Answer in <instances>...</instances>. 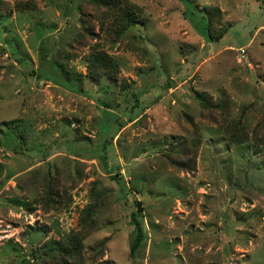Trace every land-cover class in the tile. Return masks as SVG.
Wrapping results in <instances>:
<instances>
[{
	"label": "rangeland",
	"instance_id": "374dc122",
	"mask_svg": "<svg viewBox=\"0 0 264 264\" xmlns=\"http://www.w3.org/2000/svg\"><path fill=\"white\" fill-rule=\"evenodd\" d=\"M104 2L0 0V264H264V0Z\"/></svg>",
	"mask_w": 264,
	"mask_h": 264
},
{
	"label": "trees",
	"instance_id": "16d2710c",
	"mask_svg": "<svg viewBox=\"0 0 264 264\" xmlns=\"http://www.w3.org/2000/svg\"><path fill=\"white\" fill-rule=\"evenodd\" d=\"M110 1L111 0H105L104 3L105 4H109V3H111ZM133 14H134V11L132 9H127L125 11L126 18L124 20V25L121 28L122 31L125 30L130 25L135 23V18L136 17ZM205 22L206 23H205V25L203 27V30H204L203 32L204 33L207 32L208 38H209L210 37L209 33H210L211 30H210V27L208 25V21L205 20ZM102 55H104V56H102ZM105 56L106 55L102 54L101 52H96V54L93 56L94 59L92 61V64L96 65L97 63L99 64L101 62H104ZM107 59H108V57H107ZM108 61H110V59H108ZM197 96H198V99L201 101V103H202L204 108L213 107V103H212L211 99L208 97L207 93L199 92L197 94ZM224 103L225 102L220 100V104L218 102V105L220 107H222ZM230 127H231L230 124H228V126L226 125V127L223 126L225 131L228 132V133L230 131V130H228V129H230ZM237 130H235V131L233 130V132L231 131L230 136H229V140H231V141H241L242 139L243 140L245 139L247 134L244 131L241 132V133H238ZM237 134H239V136ZM137 208H138V210L134 211L132 213V215H131V222L134 225V237H133V240H132V243H131V246H130V254H131L132 257L136 256V253H137L138 249L142 245L143 241L147 238V231H146L145 226L143 224V216H142V213H141L143 208H142V205H141L140 201H137ZM81 244H82L81 239L79 237L76 238L74 244L71 246V248L69 250L70 252L68 251L69 254L71 256L73 255L74 258H76L78 256V254L80 253Z\"/></svg>",
	"mask_w": 264,
	"mask_h": 264
},
{
	"label": "built area",
	"instance_id": "2783aa9c",
	"mask_svg": "<svg viewBox=\"0 0 264 264\" xmlns=\"http://www.w3.org/2000/svg\"><path fill=\"white\" fill-rule=\"evenodd\" d=\"M241 50H242V52H244L245 49L244 48H241Z\"/></svg>",
	"mask_w": 264,
	"mask_h": 264
}]
</instances>
